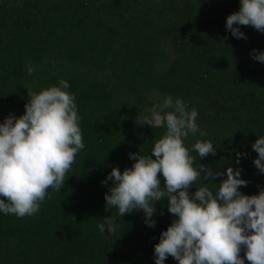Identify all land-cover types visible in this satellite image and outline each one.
I'll use <instances>...</instances> for the list:
<instances>
[{"label":"trees","instance_id":"trees-1","mask_svg":"<svg viewBox=\"0 0 264 264\" xmlns=\"http://www.w3.org/2000/svg\"><path fill=\"white\" fill-rule=\"evenodd\" d=\"M239 8L240 0H0V123L25 113L28 92L64 79L85 145L61 192L48 189L52 198L37 214L0 212V264H155L154 246L175 219L167 200L156 203L151 228L142 211L106 210L112 182L102 185L114 167L132 166L130 153L150 155L166 131L135 123L155 93L160 104L172 96L197 110L208 135L184 141L194 167L240 168L249 181L242 193L264 188L252 149L264 136V63L251 56L264 52V33L240 26L247 39L233 37L226 19ZM197 141L212 142L216 155L199 158ZM223 178L208 186L215 192ZM112 214L116 233L101 234L98 224ZM165 264L178 261L169 256Z\"/></svg>","mask_w":264,"mask_h":264},{"label":"clouds","instance_id":"clouds-1","mask_svg":"<svg viewBox=\"0 0 264 264\" xmlns=\"http://www.w3.org/2000/svg\"><path fill=\"white\" fill-rule=\"evenodd\" d=\"M240 26L264 33V0H240L239 11L227 17L225 27L233 37L247 39ZM251 56L264 63V52L254 49ZM34 71L27 69L28 75ZM69 87L61 79L59 86L28 92L25 113L9 114L0 123V212L5 215L37 214L45 198H52L48 189L61 192L66 173L84 149L78 123L82 117L75 95L66 91ZM197 117L196 109L189 111L183 100L172 96L147 115L139 114L137 125L163 126L166 131L150 155L130 153L132 166L123 172L114 167L102 181L104 186L112 182L105 193V209H115L120 217L142 211L146 225L154 228L156 203L167 200V210L175 219L154 246L155 264H165L169 256L178 264H245V260L264 264V188L256 195L242 193L241 187L249 181L241 178L240 168L229 166L225 172L204 164L194 167L195 157L184 141L190 134L208 135L199 128ZM192 149L201 159L217 152L210 141H197ZM252 149L258 154L254 165L264 173V136ZM241 155L237 154V163ZM218 177L226 178L216 183L214 192L208 184ZM118 227L113 214L98 224L101 234L107 230L114 235Z\"/></svg>","mask_w":264,"mask_h":264},{"label":"rangeland","instance_id":"rangeland-1","mask_svg":"<svg viewBox=\"0 0 264 264\" xmlns=\"http://www.w3.org/2000/svg\"><path fill=\"white\" fill-rule=\"evenodd\" d=\"M242 27V26H241ZM248 30H250V31H252V32H259V31H257V30H255L252 26H247L246 27ZM261 33V32H260ZM171 55H172V53H171ZM29 84H30V86L32 87H34L35 85H36V82L35 81H33V80H31V81H29ZM152 99H154L153 100V102L155 103V105H158V104H160V99H159V96H157V93H155V96H150ZM144 108L141 110V112L142 113H140V114H147V111H148V109H149V107H148V104L147 103H145L144 104Z\"/></svg>","mask_w":264,"mask_h":264}]
</instances>
